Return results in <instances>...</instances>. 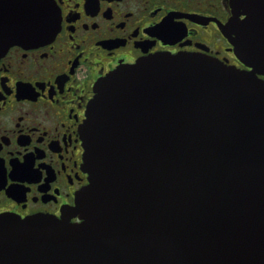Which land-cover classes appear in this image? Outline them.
<instances>
[{
  "label": "water",
  "instance_id": "obj_1",
  "mask_svg": "<svg viewBox=\"0 0 264 264\" xmlns=\"http://www.w3.org/2000/svg\"><path fill=\"white\" fill-rule=\"evenodd\" d=\"M231 6L252 70L159 54L98 79L80 128L88 183L61 219L1 216L0 264H264V0ZM58 22L49 0H0V55Z\"/></svg>",
  "mask_w": 264,
  "mask_h": 264
},
{
  "label": "flooded vegetation",
  "instance_id": "obj_2",
  "mask_svg": "<svg viewBox=\"0 0 264 264\" xmlns=\"http://www.w3.org/2000/svg\"><path fill=\"white\" fill-rule=\"evenodd\" d=\"M49 1L59 21L53 37L0 55V217L61 219L74 205L88 183L80 133L87 105L96 81L118 67L196 54L252 70L226 30L231 0Z\"/></svg>",
  "mask_w": 264,
  "mask_h": 264
}]
</instances>
